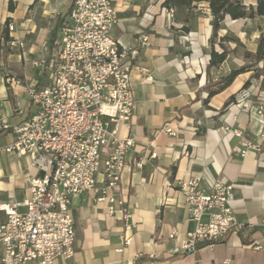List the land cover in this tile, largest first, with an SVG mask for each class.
Returning a JSON list of instances; mask_svg holds the SVG:
<instances>
[{"label": "crops", "instance_id": "crops-1", "mask_svg": "<svg viewBox=\"0 0 264 264\" xmlns=\"http://www.w3.org/2000/svg\"><path fill=\"white\" fill-rule=\"evenodd\" d=\"M111 1L117 11L113 38L126 47L135 46L141 36L148 41L131 73L135 110L119 129L120 138L135 143L119 187L124 204L114 205L116 212L109 214L94 193L75 197L76 252L70 261L54 264H264V90L251 71L208 96L212 17L206 4L185 22L176 13L170 20L163 0ZM72 2L0 0V118L9 125H20L35 113L26 88L31 81L40 85L41 78L44 85L46 77L33 65L52 54L50 35L55 31L57 37ZM260 19L225 18L214 50L221 52L223 46L230 54L210 70V81L243 65L246 52L255 53L264 36ZM6 24L13 27L7 44L2 38ZM4 47L10 52L4 53ZM167 125L174 135L160 131ZM13 141L12 133L0 132V224L5 220L1 207L28 200L30 179L39 175L28 157L3 151ZM142 156V169L133 168L132 161ZM192 177L201 178L205 194L218 180L234 185L231 206L245 228L242 235L201 246L194 254L171 256L195 227L178 186ZM172 229L174 238L169 237Z\"/></svg>", "mask_w": 264, "mask_h": 264}, {"label": "built area", "instance_id": "built-area-1", "mask_svg": "<svg viewBox=\"0 0 264 264\" xmlns=\"http://www.w3.org/2000/svg\"><path fill=\"white\" fill-rule=\"evenodd\" d=\"M168 17L173 19L172 10ZM116 23L111 0H73L60 22L52 54L47 61L34 63L46 77L44 85L31 81L26 88L35 113L15 126L0 118V132L14 135L3 151L28 157L39 171L30 179L28 200L1 207L5 214L0 224L1 264L70 261L76 252L71 204L85 192L105 202L109 214L116 212L114 205L124 204L119 187L135 143L130 137L120 138L119 129L129 124L135 110L131 73L148 41L141 36L135 46L122 45L112 36ZM160 131L175 134L168 125ZM145 162L142 156L131 164L140 170ZM200 180L192 177L178 183L195 227L171 256L194 254L245 228L231 206L234 185L218 180L205 194ZM176 235L172 229L169 237Z\"/></svg>", "mask_w": 264, "mask_h": 264}, {"label": "trees", "instance_id": "trees-1", "mask_svg": "<svg viewBox=\"0 0 264 264\" xmlns=\"http://www.w3.org/2000/svg\"><path fill=\"white\" fill-rule=\"evenodd\" d=\"M200 4H206L211 17V26L212 33L210 36V60L206 68V78L207 83L205 88L208 90V96L212 97L215 94L220 93L229 87L235 78L241 74L247 72H253V77L261 76V89L264 90V64L262 65V70L259 69V64L264 61V36H261L257 43V49L255 53L246 52L245 53V62L239 67H234L230 72L216 81H210L209 75L210 70L217 68L221 65L230 54V50L221 46V52H216L214 50V43L218 39V32L222 28L225 18H230L231 20L238 19H255L258 17H264V0H256L254 6H246L242 0H163L162 7L167 11H173L179 17H182L185 22L188 21V18L191 16L194 9ZM50 47L54 46L55 31L51 33ZM2 38L4 43H9L10 39L8 37V27L7 24L3 30ZM227 38V37H225ZM224 38H221L220 41H223ZM258 72H261L258 74ZM43 84V79L41 78L40 85ZM239 235H242L240 232ZM245 243H248L244 239Z\"/></svg>", "mask_w": 264, "mask_h": 264}, {"label": "rangeland", "instance_id": "rangeland-1", "mask_svg": "<svg viewBox=\"0 0 264 264\" xmlns=\"http://www.w3.org/2000/svg\"><path fill=\"white\" fill-rule=\"evenodd\" d=\"M243 2L247 5H253L256 0H243ZM258 27L260 29L264 28V19H260V21L258 22ZM263 36V35H260V37ZM10 52L9 48L8 47H4V53H8ZM264 64V61L262 63H260L259 65V69L262 70V65ZM33 65V64H32ZM33 69H39L37 66L33 65ZM261 72H258V74H260ZM254 75V74H253ZM255 79V81L257 82L258 86L261 88V86L263 85L261 83V76H258V77H253Z\"/></svg>", "mask_w": 264, "mask_h": 264}]
</instances>
